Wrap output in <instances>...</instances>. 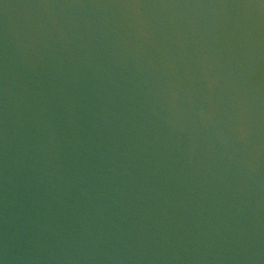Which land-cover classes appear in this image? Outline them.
Instances as JSON below:
<instances>
[{"label": "clouds", "instance_id": "obj_1", "mask_svg": "<svg viewBox=\"0 0 264 264\" xmlns=\"http://www.w3.org/2000/svg\"><path fill=\"white\" fill-rule=\"evenodd\" d=\"M0 264H264V0H0Z\"/></svg>", "mask_w": 264, "mask_h": 264}]
</instances>
